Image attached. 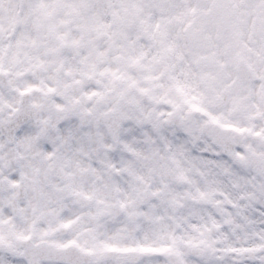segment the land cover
<instances>
[{"label":"snow or ice","instance_id":"6c2138e0","mask_svg":"<svg viewBox=\"0 0 264 264\" xmlns=\"http://www.w3.org/2000/svg\"><path fill=\"white\" fill-rule=\"evenodd\" d=\"M0 264H264V0H0Z\"/></svg>","mask_w":264,"mask_h":264}]
</instances>
